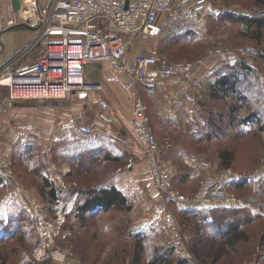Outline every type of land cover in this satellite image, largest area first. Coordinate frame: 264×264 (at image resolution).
<instances>
[{"label":"rangeland","instance_id":"374dc122","mask_svg":"<svg viewBox=\"0 0 264 264\" xmlns=\"http://www.w3.org/2000/svg\"><path fill=\"white\" fill-rule=\"evenodd\" d=\"M195 1L175 2V17L159 18L161 33L157 37L130 41V49L140 51L143 55L162 57L171 62L203 61L197 71L200 84L180 81L183 86L198 88L199 93L196 95L201 96L195 100V111L181 113L178 121H174V118L167 119L159 127L150 120L158 159L174 189L186 197L195 196L205 178L216 179L225 170H230L235 177L223 185L222 189L232 202L219 207L234 212L227 221L238 223L247 240L237 244V251L223 257L220 264H264V242L260 241L264 235V27L260 31L255 25L247 29L248 23L238 20L241 17L246 20L264 18V4H261L262 0H205L204 10L195 14L192 9ZM83 71L85 77L94 83L102 75L116 76L107 63L87 65ZM224 75L236 79L237 93L245 101L237 102L233 97L217 101L210 99L211 84ZM155 89L142 88L139 95H152L150 91ZM7 92L0 88V96ZM178 94L182 95L179 92L176 95ZM48 101L59 100H16L1 117L0 220L9 226L23 225L16 242L5 247L11 248L14 245L21 251H31L37 241L38 218L35 214L39 213L40 217L55 222L60 247L70 246L73 251L91 252L89 261L86 262L89 264H94V257L99 251L132 253L138 239L144 245L141 264H149L154 253H161L167 248L174 249V261L186 259L189 264H211L207 256L214 251L207 250L212 241L201 233L205 229L211 233L212 228L205 224L207 218L200 214L209 216L210 209L218 208L217 206L183 208L153 189L155 196L162 199L166 206L164 221L154 227L151 224H138L137 221L143 215L149 216L151 209L133 210V202H129L130 211L111 209L106 213L97 212L94 216H88L82 227L75 222L73 212L66 215L63 221H57L54 218V207L47 204L44 196L42 178L52 181V176L57 175L64 184H85L86 176H75L81 169L73 160L78 157L83 159L91 152H98L100 159L104 160H100L96 166L94 162L85 165L93 169L100 168L98 176L92 179L89 177L94 183L110 182L116 174L127 171L137 161L123 148L120 134L113 137L98 130V121L107 125L109 120L105 119L103 113L97 112L93 100L78 101L81 103V114L74 123L77 125L76 130L68 138L57 139L52 143H35L29 140L30 131L26 129V124L25 128H21L19 123L21 120L26 123L28 111L40 110L43 103ZM143 103L149 105L146 100ZM230 107L235 109L232 115H229ZM253 113L257 116L248 125L238 123ZM234 117L237 119L230 122ZM134 135L135 145L147 150L139 143L135 130ZM167 146L172 147L170 152L174 155L173 158L180 160V170L194 171L193 177L188 174L171 177L166 172L160 151ZM223 151L232 153L228 168L223 166L225 161L219 156ZM167 154L165 157L168 158ZM28 155L32 159L26 161ZM109 155L115 156V160L105 161ZM189 158H194L196 169L192 170ZM148 164L150 174V161ZM66 169L74 176L65 177ZM77 185L70 186L76 189ZM91 185L92 183L88 184L90 187ZM19 188L24 192L17 193ZM168 216L173 217L174 228L167 225ZM67 231L70 236L65 238L63 233ZM173 234L179 236L177 242H172ZM72 236L74 241H71ZM86 244L91 247L86 248Z\"/></svg>","mask_w":264,"mask_h":264},{"label":"built area","instance_id":"2783aa9c","mask_svg":"<svg viewBox=\"0 0 264 264\" xmlns=\"http://www.w3.org/2000/svg\"><path fill=\"white\" fill-rule=\"evenodd\" d=\"M187 1L190 0H51L42 7L37 0H21L22 25L32 30L35 38L24 51L0 67V88L8 91L0 96V121L16 100H93L100 112H107L108 104L100 97L102 84L84 77L83 69L87 65L107 63L116 75L125 77L127 90L139 87L152 90L172 80L200 84L197 71L203 61L171 62L152 55L129 57L128 53L130 41L157 37L161 33L159 18L173 19L174 5ZM204 8L205 0H196L193 13L199 14ZM35 53L38 57L34 61L22 63ZM133 127L139 143L147 149L151 184L157 192L183 208L219 207L232 202L222 189L235 177L230 170L216 179L205 178L193 197L183 196L174 189L158 159L148 106L142 101L135 105ZM1 153L0 145V157ZM35 216L38 230L33 254H63L67 259L65 264H73L75 254L72 247L59 246L55 222L40 217L39 213ZM166 223L175 227L172 216L166 218Z\"/></svg>","mask_w":264,"mask_h":264},{"label":"crops","instance_id":"0c3cea01","mask_svg":"<svg viewBox=\"0 0 264 264\" xmlns=\"http://www.w3.org/2000/svg\"><path fill=\"white\" fill-rule=\"evenodd\" d=\"M37 2L40 6L46 7L50 4L51 0H37ZM22 17L20 11H14L12 0H0V18L3 28V32L0 34V67L24 51L35 38V33L32 30L19 27L22 25ZM128 53L129 57L141 54L140 51L134 52L132 49ZM37 57L38 54L35 53L22 63H30ZM125 81V77L119 75L113 77L102 75L98 80L97 83H101L103 86L100 97L108 104V111L104 113L100 112L97 107L96 110L99 114L103 113L105 119L109 121L107 125L102 124V121H98L96 126L100 132L108 133L113 137L120 134L122 136L123 148L136 158L137 162L133 167H129L123 173L119 172L116 174L110 183L129 202H133V210L137 208V210H148L150 208L151 212L149 216L145 217L143 215L137 222L138 224H151L154 227L155 224L158 225L162 220L164 221L166 206L162 199H158L155 196L156 193L153 190L149 174V156L147 150H145V153L144 150L135 145L133 127L135 105L139 101H148L150 120L156 127H159L160 123L166 122L167 119L171 120L174 118V121H178L181 113L187 114L195 111V100L201 95H196L199 93L197 87L183 86L179 80L164 82L155 90L150 91L152 95H139L142 88L127 90L125 89ZM178 92L182 93V95H176ZM78 101L72 99L71 101L59 100L43 103L42 109L28 111L26 123L21 120L19 127L25 128L26 126V129L31 132L28 134L30 135L28 139L35 143H52L57 139L68 138L76 130L77 125L74 123L81 114V103ZM166 142L169 143L168 141ZM169 145L171 146V144ZM170 149L172 147L167 146V148H162V152L160 151L166 172L171 177L185 176V174L193 177L194 171L184 172L180 170L178 165L180 160L173 158L174 155L171 154ZM165 153H168V158L165 157ZM190 160L192 161V170L196 169L197 165L194 158H189L188 161ZM69 172V169L64 171L65 177H67ZM52 178L51 182L62 193L61 197H59L61 199L51 204L55 211L54 218L58 222H61L65 219L66 215L73 212L80 199L70 186L75 185V183H61L57 175L52 176ZM19 191L24 192L20 188L16 190L17 193ZM47 204L50 205L48 202ZM140 232L138 231V233ZM18 234L19 232L13 228V225H7L6 229L4 228V222L2 219L0 220V264H65L67 259L63 254L58 256H51L47 253L33 254L32 250L21 251L19 247L14 245L11 248H6L5 246L16 242ZM63 236L65 238L70 236L69 231L64 232ZM172 236L174 238L172 242L179 240L178 235L173 234ZM130 255L131 253L126 254L124 251H99L94 257L93 262L94 264H130ZM90 256V251L84 253V255L76 252L72 263L84 264L89 261Z\"/></svg>","mask_w":264,"mask_h":264},{"label":"trees","instance_id":"16d2710c","mask_svg":"<svg viewBox=\"0 0 264 264\" xmlns=\"http://www.w3.org/2000/svg\"><path fill=\"white\" fill-rule=\"evenodd\" d=\"M261 4H264V0H262ZM238 20H245L248 23L247 29H251V27L255 25L256 29L260 31L264 27V18L246 20V18L241 17ZM19 27L26 28L23 25ZM180 46L182 47V45ZM262 62L264 63V59H262ZM209 96L210 99L215 101L224 100L228 97H233L237 102L245 101V98L240 97L241 95H238L237 93L236 79H231V77L227 75L218 78L211 84ZM234 112L235 109L230 107L229 115H232ZM256 116V113H253L245 119L239 120L238 123L241 125H248L249 122H251L252 119H255ZM236 119L237 118L234 117V119H230V122L235 121ZM28 156L29 157L25 159L26 161L32 159L31 155ZM86 156L87 157H83V159L82 157H78L73 160V162L77 163L75 165L78 166L79 169H81L76 173L75 176H77V178L81 177V175L86 176V182L83 185L78 186L76 182H73L77 185L76 189H74V193L80 199V202L75 206L73 210L74 220L76 223L80 224L81 227L83 226V223L85 222L86 218H88V216L94 215L97 212H107L111 209L120 211H130L131 209V205L126 199V197L120 191L116 190V188L110 182L104 184L91 182L90 178L92 179V177L98 176L101 170L99 171L100 168L93 169L92 167H86L85 165L89 164L90 162H94V166H96V164L104 160L100 159V155L98 152H91ZM219 156L223 158V162L225 161V164L223 166L227 168L230 167L232 161V153L228 151H223L220 153ZM113 159L115 160V156L109 155V157H107L105 161ZM70 176H74V174L69 172L67 177ZM89 183H92L91 187L88 186ZM42 188V190H44V196L46 197V200L50 205L57 202V200L59 199V195L62 194L53 185V183L51 181H48L46 178H42ZM233 213L234 212L232 210H228L223 207H218L214 209L211 208L209 216L204 213L200 214L202 217L207 218L205 224L212 228L211 233L207 232L206 229L205 231H203V233H201L203 237L206 236L212 241L210 248L207 250L214 251V253L209 254L207 256V260H210L211 264H220V261L223 259V257L228 256L230 253L237 251V244L241 242L243 243L247 240L245 233L243 231H240V225L238 223H228L227 218L231 214L233 215ZM7 225L8 224H4V228L7 229ZM22 227L23 225L21 226L20 224L19 226H13V228L17 230V232H20L22 230ZM76 234L77 233H75V236H77ZM8 237L10 238V236ZM71 241H74L73 236ZM137 241L138 242L135 241L134 251H132L130 255V264H141L144 245L142 246L140 244L139 239ZM260 241L262 243L264 242V235L260 238ZM85 246L88 249L91 247L88 244H86ZM173 251V248H167L161 253H154L149 259V264H189V261H187L186 259L174 261ZM198 251H200V249ZM73 252H79L80 254L82 253L84 255V253H87L89 251L84 250Z\"/></svg>","mask_w":264,"mask_h":264},{"label":"water","instance_id":"95a60500","mask_svg":"<svg viewBox=\"0 0 264 264\" xmlns=\"http://www.w3.org/2000/svg\"><path fill=\"white\" fill-rule=\"evenodd\" d=\"M12 7L15 12L20 11L21 8V0H12Z\"/></svg>","mask_w":264,"mask_h":264}]
</instances>
